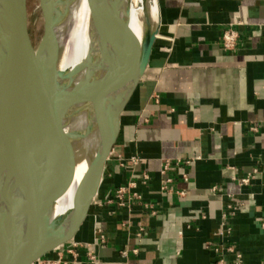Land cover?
I'll list each match as a JSON object with an SVG mask.
<instances>
[{
	"label": "crops",
	"instance_id": "0c3cea01",
	"mask_svg": "<svg viewBox=\"0 0 264 264\" xmlns=\"http://www.w3.org/2000/svg\"><path fill=\"white\" fill-rule=\"evenodd\" d=\"M157 8L149 61L98 195L72 243L49 259L216 264L226 243L241 264H264V0H154ZM229 28L238 38L225 50ZM119 188L128 189L123 206ZM73 190L58 213L72 206Z\"/></svg>",
	"mask_w": 264,
	"mask_h": 264
},
{
	"label": "water",
	"instance_id": "95a60500",
	"mask_svg": "<svg viewBox=\"0 0 264 264\" xmlns=\"http://www.w3.org/2000/svg\"><path fill=\"white\" fill-rule=\"evenodd\" d=\"M65 1V0H63ZM61 0H39L43 30L36 46L28 22L27 0H0V101L7 135L0 148V264H57L49 259L75 239L101 187L116 142L120 117L147 67L157 30L147 24L145 55L140 64L118 70L131 79L117 97L107 83L106 124L86 169L73 188L72 206L58 213L56 204L72 186L80 129L73 128L83 100L70 78L58 71L54 34ZM3 145V146H2Z\"/></svg>",
	"mask_w": 264,
	"mask_h": 264
},
{
	"label": "bare ground",
	"instance_id": "6f19581e",
	"mask_svg": "<svg viewBox=\"0 0 264 264\" xmlns=\"http://www.w3.org/2000/svg\"><path fill=\"white\" fill-rule=\"evenodd\" d=\"M61 1L63 3L60 2L55 9L60 15L54 29L58 44L57 68L70 78L83 100L81 115L71 127L80 129L84 140L78 144L81 150L77 152L73 184L58 200L56 208L73 190L86 167L82 156L94 150L100 130L106 124L104 110L108 89L96 82L103 80L107 83L114 93L115 106L117 97L131 84V79L118 68L133 69L140 64L145 55L147 24L154 28L158 19L154 0ZM7 129L0 101V148ZM2 216L1 209L0 231L5 223Z\"/></svg>",
	"mask_w": 264,
	"mask_h": 264
},
{
	"label": "built area",
	"instance_id": "2783aa9c",
	"mask_svg": "<svg viewBox=\"0 0 264 264\" xmlns=\"http://www.w3.org/2000/svg\"><path fill=\"white\" fill-rule=\"evenodd\" d=\"M238 35L237 32L235 30H233L232 28H229L227 30H225L223 32L222 38H221V43H222V47L225 50H232L235 48L236 45V41H237ZM187 164L189 163V161L186 162ZM169 164L166 163L163 171L161 172L162 174H165V171L167 169V166ZM184 176V175H183ZM185 177V176H184ZM147 177L145 176V179ZM247 182V181H244ZM171 183V179H169L168 177H166L165 179L162 180V190H166L168 187V184ZM127 188H119L117 189L116 193H115V198L116 201L118 203V206H123L124 204V198L123 195L124 193L127 192ZM231 232V229L227 227L226 229V234L229 235V233ZM96 235H97V239L96 242L97 243H103L104 241V237L101 233L100 230H96ZM86 248H89V246L85 245ZM215 251L219 254V256H221L220 259L217 260L216 264H224V260H223V256L225 255H233L234 256V260L233 261H229L226 264H241L240 263V258L241 255L239 253V251L232 245H228L226 243H221L216 249ZM88 256L91 260L94 259V256L92 255L91 251L88 252Z\"/></svg>",
	"mask_w": 264,
	"mask_h": 264
},
{
	"label": "rangeland",
	"instance_id": "374dc122",
	"mask_svg": "<svg viewBox=\"0 0 264 264\" xmlns=\"http://www.w3.org/2000/svg\"><path fill=\"white\" fill-rule=\"evenodd\" d=\"M27 4L29 28L33 44L36 46L40 40L43 30V20L39 8V0H27Z\"/></svg>",
	"mask_w": 264,
	"mask_h": 264
}]
</instances>
